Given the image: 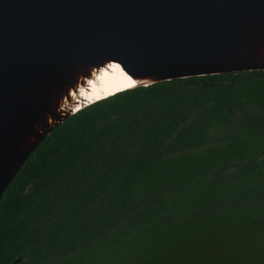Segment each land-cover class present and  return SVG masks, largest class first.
Returning <instances> with one entry per match:
<instances>
[{
	"label": "trees",
	"instance_id": "16d2710c",
	"mask_svg": "<svg viewBox=\"0 0 264 264\" xmlns=\"http://www.w3.org/2000/svg\"><path fill=\"white\" fill-rule=\"evenodd\" d=\"M0 264H264V72L94 103L0 199Z\"/></svg>",
	"mask_w": 264,
	"mask_h": 264
},
{
	"label": "water",
	"instance_id": "95a60500",
	"mask_svg": "<svg viewBox=\"0 0 264 264\" xmlns=\"http://www.w3.org/2000/svg\"><path fill=\"white\" fill-rule=\"evenodd\" d=\"M105 69L132 85L88 101ZM253 71L264 72V0H0V199L38 145L86 107Z\"/></svg>",
	"mask_w": 264,
	"mask_h": 264
},
{
	"label": "bare ground",
	"instance_id": "6f19581e",
	"mask_svg": "<svg viewBox=\"0 0 264 264\" xmlns=\"http://www.w3.org/2000/svg\"><path fill=\"white\" fill-rule=\"evenodd\" d=\"M100 80L99 83L91 85L90 91L88 90L83 93L88 101L96 100L132 85L131 79L123 72H115L113 70L109 73V71L105 69L100 76Z\"/></svg>",
	"mask_w": 264,
	"mask_h": 264
}]
</instances>
